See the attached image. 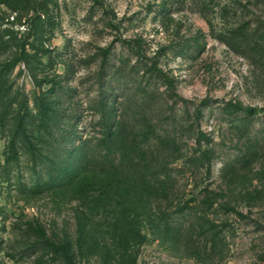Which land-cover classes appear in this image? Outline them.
Here are the masks:
<instances>
[{
	"label": "rangeland",
	"instance_id": "obj_1",
	"mask_svg": "<svg viewBox=\"0 0 264 264\" xmlns=\"http://www.w3.org/2000/svg\"><path fill=\"white\" fill-rule=\"evenodd\" d=\"M197 1L0 0V89L8 87L17 102L26 98L30 108L36 91L57 115L52 133L31 134L34 148L14 138L17 156L7 151L17 106L7 109L5 124L0 118V264H60L40 262L46 243L76 244L78 189L104 182L96 168L80 183L61 186L64 165L81 144L103 169L118 164L119 152L105 151L99 139L142 128L143 119L133 115L148 97L142 110L167 141L150 138L141 147L146 157L153 152L169 163L171 194L147 203L155 220L143 229L148 240L137 264H264V69L217 38L222 21H211L212 29ZM243 3L248 17L264 15V0ZM152 62L173 86L151 78ZM198 126L212 154L210 165L196 167L190 159ZM94 218L101 233L112 229L111 208L94 211ZM77 260L102 262L99 253Z\"/></svg>",
	"mask_w": 264,
	"mask_h": 264
},
{
	"label": "trees",
	"instance_id": "obj_2",
	"mask_svg": "<svg viewBox=\"0 0 264 264\" xmlns=\"http://www.w3.org/2000/svg\"><path fill=\"white\" fill-rule=\"evenodd\" d=\"M18 1L20 0H15L14 3L16 4ZM212 2L215 5H211ZM197 4L200 6V11L206 15L212 29L215 27L211 21L216 18L222 21V27L217 28L218 31L215 33L220 41L232 50L242 54L254 65L264 69V15L253 18L248 17V5L244 4L243 0H227L221 4L219 1L214 0H198ZM210 9L213 10L211 11L212 14H210ZM215 9L219 11L214 13ZM3 48H5V43L0 39V51ZM157 54L159 55V53ZM147 66L148 63H145L143 68ZM147 70L152 72L151 78L164 79V82L170 86L174 85L173 79L159 67L157 62H152ZM118 74L119 69L115 70L111 77L119 79ZM1 76L6 77L3 73H1ZM52 84L54 85L53 89L59 86L58 82L55 81ZM64 89H66L65 84ZM145 90L147 89L145 88ZM9 91L8 87L0 89V100L5 99L0 118L5 124L7 119L10 118L7 109L17 106V111L12 116L14 119V136L7 146V151L15 152V156H17L14 138L21 137L25 144L34 148L31 134L35 130L47 134L52 133L53 123L56 121L57 115L55 109L42 102V98L36 91L34 92V107L32 108L29 107L26 98L17 102V99L8 93ZM148 99L149 97L142 98L141 101L138 100L136 105L141 112L139 110L135 111L133 115L137 119L139 117L143 119L142 128L135 129L136 126H132L126 133L120 129V132L117 131L113 135L112 133L109 135L105 133L99 139V145L103 146L105 151L110 152L114 149L119 152L120 160L118 164L104 169L100 164L96 165L97 162L89 155V146L85 144H81L72 151L69 158L72 163L67 166L64 165L61 171L62 179L59 180L61 186H74L76 183H80V176L86 170L95 171L96 168L99 169L98 173L104 174V182H96L97 189H88L89 187L78 189L81 195L79 200H82V205L76 208L75 212L78 227L76 244L69 243L57 246L52 242H47L44 249L46 253L41 258V263H54L60 260V264H79L77 259L99 253L101 264H110L111 259L116 255L121 258L122 264H137L140 247L148 240V231L144 232L143 229L148 220H151L152 224L155 220L152 219L154 210L152 214V210L146 209L147 203L157 202L171 194V189H169V184L165 179L171 176L169 163L157 159L153 152L150 158L146 157L147 150L145 151L141 147V143L149 141L150 138L155 139V141L162 140L160 144L167 141L163 136H156L154 120L145 115V111L142 110V106L146 105L144 100ZM177 99L185 105L188 103V100L181 99L178 94ZM202 106L200 104L196 105L194 109L198 121L203 114ZM234 106L240 107L241 105L238 102ZM256 111V108L248 110L249 114H254ZM195 131L198 147L194 149V155L190 160L196 167L210 165L212 148H204L202 143L206 142L208 144L210 138L201 129V126H198ZM67 152L64 149V157L67 156ZM54 163L57 165L56 161ZM90 165H93L92 170H89ZM147 175H149L150 180L146 179ZM204 204L209 208L212 206L211 201L208 199L204 201ZM110 208L114 222L111 226L109 224L112 229L104 234L100 232L99 224L94 218V211ZM228 210L237 211L232 207H229ZM4 224L0 228L4 227ZM108 237H113L112 245L108 243ZM46 255L48 259L45 258Z\"/></svg>",
	"mask_w": 264,
	"mask_h": 264
}]
</instances>
